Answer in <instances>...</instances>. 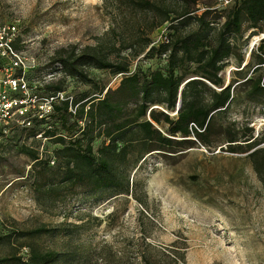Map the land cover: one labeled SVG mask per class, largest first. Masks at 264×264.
<instances>
[{
	"label": "trees",
	"instance_id": "obj_1",
	"mask_svg": "<svg viewBox=\"0 0 264 264\" xmlns=\"http://www.w3.org/2000/svg\"><path fill=\"white\" fill-rule=\"evenodd\" d=\"M218 1L110 0L107 28L98 41L52 52L48 62L53 70L88 87L53 101L47 117L31 115L27 125L10 128L8 141L29 159L28 169L20 175L27 178L37 205L51 208L75 195L95 201L107 194H127L129 168L146 152L172 153L190 147L194 142L190 136L208 145H219L224 138L226 150L245 152L264 189L263 134L254 135L247 121L225 119L233 103L264 106V36L241 66L247 37L264 31V0H229L221 8L215 6ZM163 22H168L165 38L152 41L150 32ZM140 54L163 56L165 63L162 68L129 70ZM230 61L237 62V68L229 70L230 79L221 87ZM90 67L119 73L117 83L110 86L93 80L87 73ZM36 87L44 94L62 90L59 78L37 81ZM178 93L174 116L156 106L174 111ZM38 132L55 144L47 153L22 140L35 139ZM115 212L112 206L105 216ZM69 214L62 212V216ZM101 220L90 211H78L75 221L10 227L0 233V243L9 245L8 252L0 254V264H128L126 253L111 252L106 244L96 249L95 244L80 243L77 235ZM22 236L64 241L58 248L27 242L22 257L13 244ZM138 256L143 264H157L143 250Z\"/></svg>",
	"mask_w": 264,
	"mask_h": 264
},
{
	"label": "rangeland",
	"instance_id": "obj_2",
	"mask_svg": "<svg viewBox=\"0 0 264 264\" xmlns=\"http://www.w3.org/2000/svg\"><path fill=\"white\" fill-rule=\"evenodd\" d=\"M229 2L219 0L215 6L225 7ZM109 3L110 0H0V24L15 25L14 47L26 61H33V67L23 73L33 91L43 95L44 91L36 87L37 81L45 83L56 78L60 79L63 95L88 87L53 70L48 60L58 47L75 44L79 48L98 41L107 28ZM167 24L163 22L150 32L152 41L165 38ZM262 36L264 31L247 37L242 47L244 61L249 59L248 49ZM164 63L163 56L140 54L131 61L129 70L162 68ZM235 64H227L225 83L230 79L228 66L232 70L237 68ZM87 73L110 86L118 81V76L106 69L90 67ZM156 106L175 115V109ZM230 117L247 121L254 135L261 131L264 136L263 105L233 103L225 114V119ZM155 126L166 134L162 126ZM10 133L0 135V233L10 227L28 229L39 223L75 221L78 211H90L102 220L87 233L77 235L80 243L95 244L96 249L106 244L111 252L126 253L128 264H143L138 256L142 250L157 264H264V189L245 152L226 150L224 138L219 139V145H208L190 136L194 140L190 147L172 153L148 151L129 168L131 187L127 194H107L95 201L75 195L50 208L48 204L37 205L27 178L20 175L28 169L29 159L15 151L7 139ZM35 137L22 140L37 147L41 154L55 146L42 136ZM112 206L116 212L106 217ZM63 211L71 214L62 216ZM63 241L22 236L13 244L18 246L17 254L25 257L27 242L58 248ZM8 249V244L0 243V254Z\"/></svg>",
	"mask_w": 264,
	"mask_h": 264
},
{
	"label": "built area",
	"instance_id": "obj_3",
	"mask_svg": "<svg viewBox=\"0 0 264 264\" xmlns=\"http://www.w3.org/2000/svg\"><path fill=\"white\" fill-rule=\"evenodd\" d=\"M14 32V24H0V133L2 135L9 132L13 125H27L31 115L47 117L52 110V102L65 97L62 90L38 96V93L30 88L23 73L33 67V61H26L12 45ZM114 76H119V73ZM35 136H40V133H36Z\"/></svg>",
	"mask_w": 264,
	"mask_h": 264
},
{
	"label": "water",
	"instance_id": "obj_4",
	"mask_svg": "<svg viewBox=\"0 0 264 264\" xmlns=\"http://www.w3.org/2000/svg\"><path fill=\"white\" fill-rule=\"evenodd\" d=\"M248 53H249V49H248ZM246 62V60L241 64V66L244 64ZM232 68V66H228V71L230 70ZM239 68V67H238ZM181 85H182V83H181ZM181 85H180V87H181ZM226 85V83L224 84V85H222L221 87H223V86H225ZM180 87H179V89H180ZM221 87H219V88H221ZM218 89V88H217ZM179 101H180V99H179V93L177 94V98H176V101H175V105H174V108H175V110H177V108H178V106H179Z\"/></svg>",
	"mask_w": 264,
	"mask_h": 264
}]
</instances>
